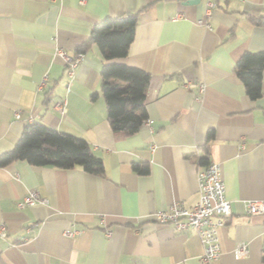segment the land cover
Listing matches in <instances>:
<instances>
[{"label":"crops","instance_id":"crops-1","mask_svg":"<svg viewBox=\"0 0 264 264\" xmlns=\"http://www.w3.org/2000/svg\"><path fill=\"white\" fill-rule=\"evenodd\" d=\"M207 1L0 0V154L42 121L85 138L104 163L100 175L24 159L0 165V264H264V214L247 213L249 200L264 199V69L256 99L234 71L244 52L264 51V0H215L210 14ZM131 13L135 36L116 61L150 81L147 119L123 135L108 120L101 50L79 49L95 23ZM79 53L71 68L64 55ZM57 99L66 112L53 108ZM205 147L232 204L210 262L193 228L152 216L174 201L197 203ZM31 189L47 201L20 206ZM240 242L249 252L236 258Z\"/></svg>","mask_w":264,"mask_h":264},{"label":"trees","instance_id":"trees-1","mask_svg":"<svg viewBox=\"0 0 264 264\" xmlns=\"http://www.w3.org/2000/svg\"><path fill=\"white\" fill-rule=\"evenodd\" d=\"M137 14L106 16L91 29L89 42L96 43L103 55L101 91L107 104V115L113 130L123 135L137 132L147 119L146 89L150 73L142 68L116 61L127 55L135 36ZM264 51H246L235 66V73L243 81L253 99L262 94ZM213 136L210 131L208 141ZM209 149L201 162L207 164ZM24 159L34 165H52L62 168L82 167L93 174H103V159L97 156L83 137L59 131L42 121H33L24 130L14 147L0 154V165ZM139 173L148 171V165L134 162ZM264 260V255H263Z\"/></svg>","mask_w":264,"mask_h":264},{"label":"built area","instance_id":"built-area-1","mask_svg":"<svg viewBox=\"0 0 264 264\" xmlns=\"http://www.w3.org/2000/svg\"><path fill=\"white\" fill-rule=\"evenodd\" d=\"M209 8L207 13L210 14V8L216 5L215 0H208ZM82 57V53L75 57L64 55L65 62L72 68ZM44 84V81L41 85ZM200 90L205 88L204 84L199 85ZM54 109L64 113L66 112V100L57 99L52 103ZM15 115L19 117V113ZM197 182L199 189V199L191 207L183 206L179 201L171 202L167 207L155 210L152 216L157 223H169L177 230L183 231L193 228L199 235L204 250L202 258L205 261H212L220 255L221 244L219 237V227L224 224V218L231 215L232 204L226 196V184L223 177L220 163L209 161L204 166H200L197 171ZM47 199L42 197L38 190L31 189L20 201V206H32L37 202H46ZM247 213L264 214V199H251L247 202ZM111 233L110 229L107 230ZM67 234H73L74 231L67 230ZM0 235L6 236V226L0 224ZM249 252V246L246 242H240L234 248L236 258L245 257Z\"/></svg>","mask_w":264,"mask_h":264}]
</instances>
